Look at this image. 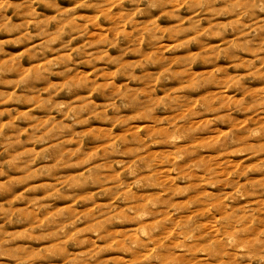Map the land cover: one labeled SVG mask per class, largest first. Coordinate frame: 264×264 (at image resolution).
<instances>
[{"label":"rangeland","instance_id":"374dc122","mask_svg":"<svg viewBox=\"0 0 264 264\" xmlns=\"http://www.w3.org/2000/svg\"><path fill=\"white\" fill-rule=\"evenodd\" d=\"M0 264H264V0H0Z\"/></svg>","mask_w":264,"mask_h":264}]
</instances>
